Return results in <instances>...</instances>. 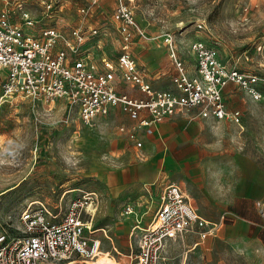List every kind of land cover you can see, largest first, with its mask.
Wrapping results in <instances>:
<instances>
[{"label":"rangeland","instance_id":"obj_1","mask_svg":"<svg viewBox=\"0 0 264 264\" xmlns=\"http://www.w3.org/2000/svg\"><path fill=\"white\" fill-rule=\"evenodd\" d=\"M42 1L0 0V11L10 10L12 19L23 24L17 7L22 3L32 15L34 24L29 29L37 38L50 28H59L66 36L74 27L100 28L99 35L86 36L79 51L91 53L96 61L106 57L116 62L121 38L111 15L117 0H52L51 11ZM80 7L90 12L82 17ZM133 11L146 32L135 35L132 54L155 90L173 88L175 68L163 44L166 33L174 34L187 56L192 40L217 42L221 57L246 52L250 60L242 59L241 68L264 73V48L257 50L264 43V0H135ZM57 46L64 44L60 41ZM3 81L0 73V95ZM260 90L264 95V78ZM239 92L230 91L227 102L230 108L242 110L244 129L228 120L207 124L198 130L202 143L196 159L176 170L163 168L152 190L158 194L169 183L181 184L194 192L201 215L226 220L232 199L251 193L259 182L254 219L241 220L243 224L227 237L221 229L204 241L193 233L174 241L168 248L167 264H264V99L253 101ZM129 123L119 108L86 125L78 118L76 106L65 99L51 104L23 97L0 100V237L18 233L20 213L31 203L33 208L44 206L59 216L76 205L83 213L92 205L94 228L104 251L101 257L107 256L103 264L122 262L133 225V217L124 214V209L134 203L140 213L145 200L144 181L128 178L113 186L108 180L114 172H135L145 163L119 131ZM108 251L120 262L115 259V263Z\"/></svg>","mask_w":264,"mask_h":264},{"label":"built area","instance_id":"obj_2","mask_svg":"<svg viewBox=\"0 0 264 264\" xmlns=\"http://www.w3.org/2000/svg\"><path fill=\"white\" fill-rule=\"evenodd\" d=\"M117 1L111 15L121 38L116 62L106 57L96 61L91 53L79 51L86 43V36L99 35L103 31L100 28L74 27L69 36L59 28H50L43 31L42 38H37L29 29L34 24L32 15L22 3L17 7L23 24L12 19L10 10H1L0 73L4 81L0 100L23 97L51 104L65 99L76 106L78 118L86 125L98 115L119 108L135 122L131 127L120 126L119 131L138 151L143 148L141 135H152L166 118L228 120L244 129L242 111L229 109L225 90L234 85L253 101L264 99L260 90L264 73L241 68L242 59L250 60L247 53L223 58L217 42L209 44L196 39L186 50L189 59L179 50L174 34L166 33L163 44L175 68L173 88L155 90L132 54L135 35L145 36L146 32L133 11L135 0ZM42 4L48 11L53 10L52 0H43ZM89 12L86 7L78 9L82 17ZM60 41L63 47L57 46ZM263 48L264 43L260 42L257 50ZM244 99L241 96L240 101ZM137 157L145 159L141 152ZM146 192L148 201L155 203L154 214L146 226L136 221L130 235L127 264H163L171 242L190 233L204 241L216 236L223 226L224 216L219 222L204 218L178 184L163 187L156 201L149 189ZM32 205L20 213L18 233L0 237V264H95L98 261L103 254L102 241L94 228V212H89V206L84 208V213L76 205L59 216L44 206L33 208ZM133 213V206L125 207L124 214Z\"/></svg>","mask_w":264,"mask_h":264},{"label":"crops","instance_id":"obj_3","mask_svg":"<svg viewBox=\"0 0 264 264\" xmlns=\"http://www.w3.org/2000/svg\"><path fill=\"white\" fill-rule=\"evenodd\" d=\"M179 50L182 52V49H179ZM227 89L225 90V98L227 101L229 98L228 94L230 91H234L236 95L237 93H240L238 90L235 89V86H232V85H230ZM237 98L240 99L241 96L239 95ZM229 109L241 110L240 108H230V107ZM128 120L130 121V123L125 124L127 127H131L132 125L135 124V122L130 120L129 117H128ZM222 121H227V120H222ZM222 121H216L213 119H202L200 117L192 119L186 116L166 118L157 125L152 135H144V134L141 135V140L143 142V148L141 150L138 151L134 147L136 157H137L138 152H141L145 155L144 160H140L137 157L140 160V162L143 161L145 163L139 164L137 167L138 170L135 172L134 171H128V172L117 171V172H114V174H111L108 176V180L110 184L113 186L120 185L123 182L126 183L128 178H131V180H133L132 182H134L136 179L142 180L144 181L143 191H145L144 196H143L145 197V200L142 201L144 210H142V212L139 213L136 211L135 209L136 205L134 203H128V205H131L134 207V213L132 215H129L133 217V225L129 232L128 252L125 255L122 254V257L124 259H121L122 262H120V258L118 256L116 257L115 255L111 254L110 251L107 252L108 254H111L115 263H117L115 259L116 260L118 259L117 261H119L121 264H127L126 255L130 252V243H131L130 235H131L133 227L136 224V221L137 220L142 221L141 225L146 226L152 219V216L154 213L151 214V211H152L153 206L155 207V203L151 204V202L148 201V195H147L146 190L149 189L151 192L153 191L152 186L156 184L158 178L160 177L162 173L163 168L176 170V167L180 168L183 166V164L188 163L191 160H195L197 157V148L202 143V138L198 130H203V128L209 123L222 122ZM159 164H161L160 165L161 167H159ZM163 181H164V178H163ZM178 185H180L183 188V190L187 193V195H189L195 207L199 211V207L197 206L198 204H197V200H196L194 192L189 190L186 187H183L181 184H178ZM255 185L256 186L254 187V190L251 193L250 192L240 193L238 198H235V200L234 198L232 199V201L234 202L232 206V212L227 213L228 215L227 219L224 220L223 226L221 228L222 233L226 237L228 236L230 232H232L234 229H237L239 226L243 224L241 223L242 222L241 220L245 221L246 218L254 219L252 213L254 212L255 201L259 198V192H260L259 182L255 183ZM152 193L154 194V198L156 201L157 195L160 192L158 194L157 193L155 194V192L153 191ZM203 217L210 221H214V222L221 221V218L212 219L213 217H209V216L208 218L205 216ZM108 238L111 239L110 237ZM172 243L173 242H171L168 245V248ZM113 249L117 253V255L121 254V252L117 250L114 244H113ZM106 257L107 256L103 255V257H100L98 261L95 262V264H103V262H105ZM168 259H169V256H168V249H167L166 260L163 262V264H167ZM120 263H117V264H120Z\"/></svg>","mask_w":264,"mask_h":264},{"label":"bare ground","instance_id":"obj_4","mask_svg":"<svg viewBox=\"0 0 264 264\" xmlns=\"http://www.w3.org/2000/svg\"><path fill=\"white\" fill-rule=\"evenodd\" d=\"M91 207H92V205L88 207V210H91L94 212V210Z\"/></svg>","mask_w":264,"mask_h":264}]
</instances>
